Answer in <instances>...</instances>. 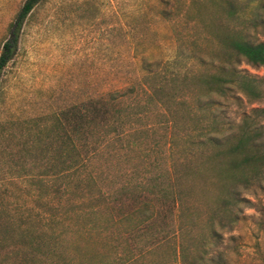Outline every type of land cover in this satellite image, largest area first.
I'll return each instance as SVG.
<instances>
[{"label":"rangeland","instance_id":"1","mask_svg":"<svg viewBox=\"0 0 264 264\" xmlns=\"http://www.w3.org/2000/svg\"><path fill=\"white\" fill-rule=\"evenodd\" d=\"M23 2L0 0V50L8 35V25ZM261 4L264 0H44L23 25L17 53L1 75L0 131L11 140L6 144L15 147L26 134L24 121L43 118L44 122L73 107L106 99L109 94L126 89L131 91L121 96L120 107L138 112V118L123 146L107 145L103 155L89 164V169L98 173L95 194L102 188L109 195L96 208L97 212L77 215L70 206L72 201L61 199L60 205L56 204L57 198L52 199L53 209L42 207L23 185L7 184L0 187V214L21 204L28 214L52 213L59 217L62 223L51 226L60 234L55 246L75 264H113V245L121 240L118 253L135 250L134 245L140 243L130 231L134 225L130 215L144 202L150 204V209L158 205L146 189L136 191L134 186L184 152L181 140L176 139L175 145L169 141L167 134L171 131L165 125L164 110L151 102L146 93L173 72L193 74L214 71L219 65L235 67L255 79L262 91L258 100L214 97L222 131H236L244 113L264 108V67L252 66L242 58L224 64L219 34H239L252 43L263 41L261 30L247 25ZM195 90L187 97L192 109L199 92L198 88ZM191 112L203 118L208 116L207 112ZM256 122L264 126L263 117ZM73 124L70 118L66 127L70 129ZM96 138L92 134L87 142L91 144ZM215 173L223 177L229 174L226 161H221L215 170L202 166L199 177L192 176L185 182L190 199L184 220L192 227L188 244L192 247L204 243L208 255L221 254L226 264H264V179L249 188H237L251 205L239 203L222 226L217 220L214 224L210 220L220 192L219 185L211 183ZM236 177H240L238 172ZM92 202L85 201L83 205L90 206ZM232 214L236 216L235 222L231 221ZM212 225L217 232L215 238ZM34 228L48 230L38 224ZM46 233L51 234L49 230ZM6 257L0 253V264H24L19 256ZM149 260L153 264L174 263L167 246L156 250Z\"/></svg>","mask_w":264,"mask_h":264},{"label":"trees","instance_id":"2","mask_svg":"<svg viewBox=\"0 0 264 264\" xmlns=\"http://www.w3.org/2000/svg\"><path fill=\"white\" fill-rule=\"evenodd\" d=\"M43 1L24 0L9 23L7 38L0 50V81L3 70L17 53L23 25ZM228 11L230 14L233 12L231 5ZM247 25L260 29L264 34V5L259 6ZM219 44L224 64L242 58L252 66L264 67V40L252 43L239 34L234 37L220 32ZM200 61L204 59L200 58ZM189 79L196 82L189 84ZM255 82V79L235 67L219 65L214 71L204 70L193 74L173 72L168 77L163 76L146 93L151 102L164 110L163 114L167 118L165 125L171 131L167 134L169 141L175 145L176 139L181 140L184 152L183 156L172 160L157 174L145 176L146 181L141 179L136 182L134 189H146L158 206L150 209V204L144 202L130 215L134 224L130 231L134 232L140 244L134 245L135 250L127 249L123 255L118 253L123 241H115L113 264H153L149 258L163 246L171 250L172 264H226L221 254L208 255L204 243L192 247L188 244L187 238L192 227L184 220L190 199L185 182L192 176L199 177L202 166L209 165L215 170L224 160L229 174L223 177L215 173L211 182L220 187L210 213L211 223L217 220L223 226L224 219L239 203L251 205L240 196L237 188H249L264 179V126L256 122L258 117L264 118V108H253L244 113L236 131L225 133L222 131L223 124L218 120V102L214 97L236 101L243 98L258 100L262 91ZM196 88L199 92L192 109L188 107L187 97ZM130 91L126 89L111 93L106 99L73 107L44 122L43 118L24 121L22 126L26 134L15 143V147L6 144L8 140L11 141L10 136L0 131V146H3L0 155V187L7 184L23 185L42 207L52 208L55 204L52 199L57 198L56 204L60 205L61 199L72 201L70 206L77 215L97 212L96 208H100L109 195L102 188H98L95 194L93 187L98 173L89 169V164L103 155L107 145L123 146L135 130L133 121L137 120L138 112L120 107L119 101L121 96ZM145 109L148 108L145 106ZM192 110L193 113L207 112L208 116L191 115ZM125 117L128 119L124 120ZM70 118L75 124L68 129L66 122ZM44 123L45 126H42ZM0 127L3 129V125ZM92 134L97 138L90 144L87 139ZM237 172L239 178L236 177ZM85 201L93 202L90 206H84ZM13 207L12 211L0 214L1 254L6 258L10 255L19 256L24 264L37 261L38 264H75L67 260L55 246L60 234L55 233V228L51 226L62 223L59 217L52 213L49 216L28 214L21 204ZM189 221L192 223L193 220ZM231 221H236L235 214ZM37 224L48 227L51 234L46 233L48 230H35ZM229 230H232V225ZM216 233L212 225L214 238ZM40 247H44L43 250Z\"/></svg>","mask_w":264,"mask_h":264}]
</instances>
